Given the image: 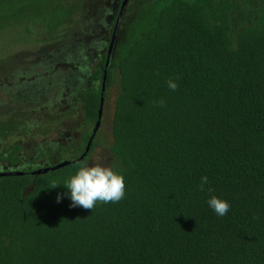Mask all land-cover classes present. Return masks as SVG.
Segmentation results:
<instances>
[{
    "label": "trees",
    "instance_id": "1",
    "mask_svg": "<svg viewBox=\"0 0 264 264\" xmlns=\"http://www.w3.org/2000/svg\"><path fill=\"white\" fill-rule=\"evenodd\" d=\"M124 1L91 72L100 86L82 94L93 129L79 156L33 169L25 147L0 152L11 167L3 173L21 174L0 177V264H264V0H129L108 64ZM84 2L0 0V37L23 29L62 44L83 24ZM114 87L109 149L126 195L72 207L63 185L50 187L101 146L98 133L79 161ZM24 125L0 120V144L25 135ZM211 196L231 204L226 216L208 207Z\"/></svg>",
    "mask_w": 264,
    "mask_h": 264
},
{
    "label": "rangeland",
    "instance_id": "2",
    "mask_svg": "<svg viewBox=\"0 0 264 264\" xmlns=\"http://www.w3.org/2000/svg\"><path fill=\"white\" fill-rule=\"evenodd\" d=\"M120 2L85 0L82 14L76 19L80 22L84 16L83 24L76 26L75 33L62 44L44 42L43 35L29 36L23 29L1 35L0 59L11 57L12 61L6 60L5 64L2 60L4 64H0L6 75L0 79V120L21 116L26 129L25 135L20 132L10 141L3 140L0 152L13 145L25 147L33 169L52 167L79 156L76 150L82 144L81 136L93 129L83 115L82 94L100 86L99 82H91V72L102 68ZM116 96L114 87L99 132L101 146L87 164L113 167L109 147ZM8 167L0 163V173L10 171Z\"/></svg>",
    "mask_w": 264,
    "mask_h": 264
},
{
    "label": "clouds",
    "instance_id": "3",
    "mask_svg": "<svg viewBox=\"0 0 264 264\" xmlns=\"http://www.w3.org/2000/svg\"><path fill=\"white\" fill-rule=\"evenodd\" d=\"M167 86L175 91L179 85L175 80L169 79ZM164 104V100L158 102V106ZM207 184L208 177L203 176L200 182L201 190ZM60 185L66 189L63 196H67L71 200V206L84 209L94 210L98 202L116 203L126 195L125 176L113 167L100 163L78 165L74 175L63 183L53 184L50 188L55 189ZM63 196L58 194L57 202H60ZM207 203L208 207L219 217L226 216L231 209V204L226 199L217 196H211Z\"/></svg>",
    "mask_w": 264,
    "mask_h": 264
},
{
    "label": "water",
    "instance_id": "4",
    "mask_svg": "<svg viewBox=\"0 0 264 264\" xmlns=\"http://www.w3.org/2000/svg\"><path fill=\"white\" fill-rule=\"evenodd\" d=\"M128 2H129V0H125L124 1L121 14H120L119 19L117 21V25H116V28H115V31H114V34H113V37H112L111 46H110V50H109L108 64H109V62L111 60V56H112V52H113V48H114L115 40H116V36H117V31H118V28H119V25H120V22H121L125 7L128 4ZM105 80L106 79H104V83H105ZM104 90L105 89H103V91ZM103 112H104V99H102V105H101V109L99 111V121H98V123H97V125H96V127L94 129V135H93V137L91 138V140H90V142L88 144L86 153L82 156V158L79 161H82L88 155V153L90 152V149H91L92 143L94 141V138L96 137V135L98 134V131L101 128V121H102V118H103ZM70 164H71V162L62 163L56 169H60V168L69 166ZM46 172H47V170H44V171L38 172V174L39 175H43ZM20 176H21V174H19V173H8V174L7 173L6 174L3 173V174H0V177H20Z\"/></svg>",
    "mask_w": 264,
    "mask_h": 264
}]
</instances>
